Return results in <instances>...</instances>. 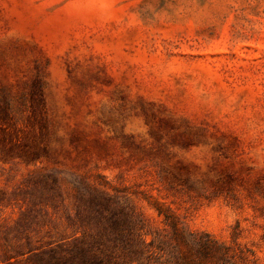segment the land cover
I'll use <instances>...</instances> for the list:
<instances>
[{
    "label": "rangeland",
    "instance_id": "obj_1",
    "mask_svg": "<svg viewBox=\"0 0 264 264\" xmlns=\"http://www.w3.org/2000/svg\"><path fill=\"white\" fill-rule=\"evenodd\" d=\"M172 222L264 264V0H0V264H176Z\"/></svg>",
    "mask_w": 264,
    "mask_h": 264
},
{
    "label": "trees",
    "instance_id": "obj_2",
    "mask_svg": "<svg viewBox=\"0 0 264 264\" xmlns=\"http://www.w3.org/2000/svg\"><path fill=\"white\" fill-rule=\"evenodd\" d=\"M166 218L168 219L169 216L166 215ZM109 223L114 228L119 229L121 233L128 229L129 232L132 229V226L128 225V223L116 218L115 213L110 215ZM170 226L172 229L170 238L174 241V243L169 244L170 253L176 257V264H205L206 260L210 257L226 254L227 248L217 244L214 240L193 234L187 236L184 232L178 230V227L173 222ZM120 240L123 243L126 241L124 234ZM158 247L161 250L164 248L162 245H158ZM88 251L89 248L79 245L76 251L66 249L67 254H62V251L56 248H49L37 256L44 264H86L89 262L88 257H86ZM166 261H169V259H165L164 262ZM92 263L96 264V261L92 260Z\"/></svg>",
    "mask_w": 264,
    "mask_h": 264
}]
</instances>
